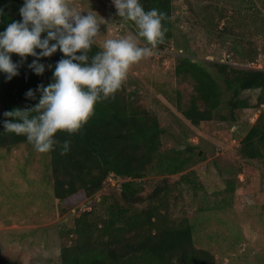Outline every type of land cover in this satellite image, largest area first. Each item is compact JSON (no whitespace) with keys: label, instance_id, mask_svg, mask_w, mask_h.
I'll return each mask as SVG.
<instances>
[{"label":"rangeland","instance_id":"1","mask_svg":"<svg viewBox=\"0 0 264 264\" xmlns=\"http://www.w3.org/2000/svg\"><path fill=\"white\" fill-rule=\"evenodd\" d=\"M250 1L264 16V0ZM72 2L105 20L100 21L99 47L104 39L135 33L129 24L121 26L110 0ZM171 4L172 41L133 65L122 85L137 107L158 119L162 151L192 153L193 161L184 173L195 172V183L202 188L193 191L178 184L179 175L164 179L149 175L138 180L140 195L145 197L167 183L171 218L189 220L195 248L208 251L214 264H264V160H247L239 154L246 131L260 115L264 120L259 90L242 93L247 108L236 112L235 121L214 119L196 127L180 113L194 95L192 81L174 74L181 55L237 69L264 70V39L255 35L250 21L241 18L246 12L241 0H171ZM49 162V152L38 153L30 143L0 148L1 264H59L60 247L70 239L64 229L73 215L96 207L104 196L108 201L118 197L119 182L110 180L91 197L80 193L75 199L56 202ZM227 181L234 186L231 193L224 190Z\"/></svg>","mask_w":264,"mask_h":264},{"label":"trees","instance_id":"2","mask_svg":"<svg viewBox=\"0 0 264 264\" xmlns=\"http://www.w3.org/2000/svg\"><path fill=\"white\" fill-rule=\"evenodd\" d=\"M140 2L145 10L157 8L166 14L167 19L162 22L165 38L156 47L168 46L173 37L171 0ZM241 3L246 11L241 18L250 21L255 35L264 39V16L257 13L252 1L241 0ZM21 5V0H0L4 10L0 31L11 21L20 19ZM127 24L135 30L132 22ZM99 50L94 45L90 55ZM31 59L20 64L19 75L10 81L0 75V114L17 107L34 106L38 96L27 99L25 92L50 82L51 70L46 68L42 76H36L27 68ZM59 59L57 52L41 62L54 66ZM12 60L19 62L14 54ZM174 74L192 81L194 95L180 113L196 127L214 119L235 121L236 112L247 108L242 98L244 91L258 89V101H264L262 69H237L224 62L181 55L176 60ZM161 133L156 116L137 107L122 85L113 97L94 106L92 116L77 133L56 134L58 143L49 152L51 188L56 202L75 199L80 193L91 197L110 184V180L119 182L117 198L108 201L104 196L96 207L73 215L71 225L64 229L70 239L60 247L59 264H214L208 251L195 248L189 220L183 216L171 218V188L167 183L145 197L140 195L138 180L149 175L162 179L179 175L178 184L193 191L202 188L195 183V172L184 173L193 161L192 153L177 149L162 151ZM65 140L70 141V149L62 155ZM23 143H28L24 136L0 128V148ZM239 146L241 157L264 160L262 115L246 131ZM224 190L233 192L232 182L227 181Z\"/></svg>","mask_w":264,"mask_h":264},{"label":"clouds","instance_id":"3","mask_svg":"<svg viewBox=\"0 0 264 264\" xmlns=\"http://www.w3.org/2000/svg\"><path fill=\"white\" fill-rule=\"evenodd\" d=\"M122 27L132 22L135 33L104 39L100 50L90 55L101 36L96 12H83L72 0H22L20 19L0 31V75L10 81L19 75L20 64L31 57L27 68L42 76L52 71L50 82L25 92L36 99L34 106L13 108L0 114V128L24 136L34 150L44 154L58 143L59 132L77 133L93 114L94 106L113 97L127 79L130 68L153 54L165 38L166 14L145 10L140 0H110ZM4 10L0 7V17ZM99 17V19H98ZM105 21V20H104ZM60 53L55 65L41 61ZM16 55L19 62H13ZM70 149L65 140L61 154Z\"/></svg>","mask_w":264,"mask_h":264}]
</instances>
